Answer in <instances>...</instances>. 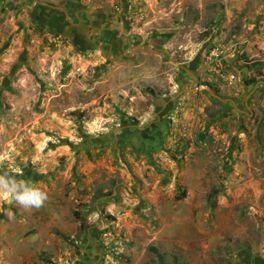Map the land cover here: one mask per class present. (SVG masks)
Instances as JSON below:
<instances>
[{"label": "rangeland", "instance_id": "1", "mask_svg": "<svg viewBox=\"0 0 264 264\" xmlns=\"http://www.w3.org/2000/svg\"><path fill=\"white\" fill-rule=\"evenodd\" d=\"M0 156V264H264V0H0Z\"/></svg>", "mask_w": 264, "mask_h": 264}, {"label": "clouds", "instance_id": "2", "mask_svg": "<svg viewBox=\"0 0 264 264\" xmlns=\"http://www.w3.org/2000/svg\"><path fill=\"white\" fill-rule=\"evenodd\" d=\"M0 156V164L4 162ZM22 170H0V210L3 205H19L25 210L40 209L48 200L47 193L36 187L31 179H18L22 176ZM10 215V211L5 212Z\"/></svg>", "mask_w": 264, "mask_h": 264}, {"label": "built area", "instance_id": "3", "mask_svg": "<svg viewBox=\"0 0 264 264\" xmlns=\"http://www.w3.org/2000/svg\"><path fill=\"white\" fill-rule=\"evenodd\" d=\"M218 50L217 49H213V53L217 54Z\"/></svg>", "mask_w": 264, "mask_h": 264}]
</instances>
